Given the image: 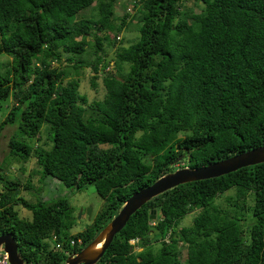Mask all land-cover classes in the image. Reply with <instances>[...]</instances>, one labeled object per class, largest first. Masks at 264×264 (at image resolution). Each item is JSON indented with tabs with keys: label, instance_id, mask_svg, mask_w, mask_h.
Listing matches in <instances>:
<instances>
[{
	"label": "trees",
	"instance_id": "16d2710c",
	"mask_svg": "<svg viewBox=\"0 0 264 264\" xmlns=\"http://www.w3.org/2000/svg\"><path fill=\"white\" fill-rule=\"evenodd\" d=\"M121 1L0 0V54L11 58L0 107L13 101L0 130L16 126L8 160L33 155L41 180L94 187L105 202L72 234L67 199L30 203L0 168V236L11 233L26 264H65L179 157V168L197 169L264 146V0H199L197 13L185 0H129L132 17L120 18ZM129 18L138 35L123 46ZM86 67L93 89L102 80L101 100L79 91ZM97 264H264V163L153 198Z\"/></svg>",
	"mask_w": 264,
	"mask_h": 264
},
{
	"label": "rangeland",
	"instance_id": "374dc122",
	"mask_svg": "<svg viewBox=\"0 0 264 264\" xmlns=\"http://www.w3.org/2000/svg\"><path fill=\"white\" fill-rule=\"evenodd\" d=\"M195 1H198V4L201 5V2L199 0H185L183 4L187 8H192V10L197 13L199 12V8ZM126 3L128 4L129 0H123L115 5V13L120 18H122L125 13L130 12V9L128 8L129 5H127ZM124 5L126 6L125 8ZM128 14H130V17H132V13ZM117 23L119 24L120 21H117ZM127 23H129L128 26H126L120 34V37L124 38V42L122 44L123 46L129 45L138 35L135 26L136 20L129 18L127 19ZM113 51L114 49H109L107 51V58H111L113 56ZM10 60V57L4 54H0V73L5 72L6 70L4 65L1 64L4 62H9ZM57 66V64L52 65V67L54 68ZM105 71L114 73L112 64ZM92 76L93 73L91 71V68L88 67L84 68L79 75V91L81 94L85 95L90 102L93 100H101L105 94V89L100 77L95 82L96 88H92L90 83V79ZM12 105L13 101L9 100L6 105L4 104L0 107V123L4 119V117H6L10 106ZM15 129V125H6L2 130H0V168L2 169V173L5 174L4 176L8 180H12L18 183L20 190L19 197H22L24 200L30 203L37 202V199H41L42 201H54L60 198L67 199L70 206L73 208V216L75 217V224L71 230V233L76 234L83 231L84 228L91 223V220H93L101 211L105 209V202L97 195L94 187L89 186L85 189H82L81 191H77L73 188H66L59 181L50 177L41 180L40 175L37 173V160L33 155L26 163H17L13 160H8V143ZM45 142H48V138L45 134H42L39 144H44ZM180 161L174 163L173 166L177 169H180ZM28 183H30V185L32 186L31 190H26L24 188V186ZM228 193L229 195H232V192L229 191L227 192V194ZM223 198L224 197H220L218 200L222 201ZM14 209H16L20 217L24 219H31V212L27 211L26 209L19 206ZM195 214L196 213L193 212L186 215L182 219L180 227L190 226ZM50 247H54L53 243L50 244ZM138 249L140 250L141 248ZM185 258V254H182L181 259L184 260Z\"/></svg>",
	"mask_w": 264,
	"mask_h": 264
},
{
	"label": "water",
	"instance_id": "95a60500",
	"mask_svg": "<svg viewBox=\"0 0 264 264\" xmlns=\"http://www.w3.org/2000/svg\"><path fill=\"white\" fill-rule=\"evenodd\" d=\"M181 159V157L177 158L175 163ZM262 163H264V146L197 169L181 168L160 177L153 184L133 193L100 233L85 248L69 256L65 260V264H97L114 237L128 223L130 217L162 193L179 185L219 178L241 168ZM152 214L155 215V211H152ZM154 215L151 216L152 220L155 219ZM0 247L8 254L10 264H26L18 252L17 242L13 239L11 233L0 236Z\"/></svg>",
	"mask_w": 264,
	"mask_h": 264
},
{
	"label": "built area",
	"instance_id": "2783aa9c",
	"mask_svg": "<svg viewBox=\"0 0 264 264\" xmlns=\"http://www.w3.org/2000/svg\"><path fill=\"white\" fill-rule=\"evenodd\" d=\"M139 243V239L130 240L129 244L133 247L134 251H139L137 248V244ZM0 264H10L8 254L0 247Z\"/></svg>",
	"mask_w": 264,
	"mask_h": 264
},
{
	"label": "clouds",
	"instance_id": "9594fccd",
	"mask_svg": "<svg viewBox=\"0 0 264 264\" xmlns=\"http://www.w3.org/2000/svg\"><path fill=\"white\" fill-rule=\"evenodd\" d=\"M135 239H138V238H135ZM131 240H134V239H131ZM130 241V240H129ZM129 241H128V243H129ZM140 241V240H139ZM78 243L80 244L81 242H80V240L78 241ZM130 245V244H129ZM131 246V245H130ZM140 251V250H139ZM139 251H137V252H139Z\"/></svg>",
	"mask_w": 264,
	"mask_h": 264
},
{
	"label": "bare ground",
	"instance_id": "6f19581e",
	"mask_svg": "<svg viewBox=\"0 0 264 264\" xmlns=\"http://www.w3.org/2000/svg\"><path fill=\"white\" fill-rule=\"evenodd\" d=\"M180 169H181V168H180ZM139 243H140V241H139ZM139 243H138V244H139ZM138 244H137V248H139V245H138ZM131 247H132V246H131Z\"/></svg>",
	"mask_w": 264,
	"mask_h": 264
}]
</instances>
